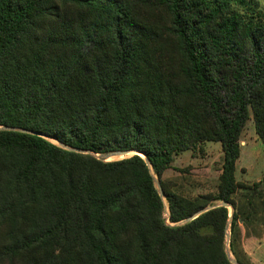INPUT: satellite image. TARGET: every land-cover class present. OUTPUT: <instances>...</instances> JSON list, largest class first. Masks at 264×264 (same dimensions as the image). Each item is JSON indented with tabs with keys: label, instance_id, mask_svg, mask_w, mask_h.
Returning <instances> with one entry per match:
<instances>
[{
	"label": "trees",
	"instance_id": "16d2710c",
	"mask_svg": "<svg viewBox=\"0 0 264 264\" xmlns=\"http://www.w3.org/2000/svg\"><path fill=\"white\" fill-rule=\"evenodd\" d=\"M244 4L0 0V126L87 151L0 128V264H232L226 207L177 223L226 201L233 231L250 118L264 143V15ZM208 141L215 192L175 190L163 173ZM118 149L146 155L171 224L141 156H98Z\"/></svg>",
	"mask_w": 264,
	"mask_h": 264
},
{
	"label": "rangeland",
	"instance_id": "374dc122",
	"mask_svg": "<svg viewBox=\"0 0 264 264\" xmlns=\"http://www.w3.org/2000/svg\"><path fill=\"white\" fill-rule=\"evenodd\" d=\"M246 5L250 6L249 12L253 11L254 16L264 15V0H245L244 5L236 7L238 10L243 8L247 14V9H244ZM50 140L57 144L55 140ZM221 162L220 143L208 141L193 152L187 150L176 155L172 167L163 173L162 178L172 184L175 190L187 196L215 192ZM234 176L238 183L246 187H238L233 195L239 219L233 231L231 230L232 219L227 221L226 233L229 235V243H226L225 237V252L236 261L239 259L246 264H264V250L258 251L256 255L259 262L252 263L241 244L248 235V231L252 230L256 235L264 231V143L258 138L251 118L246 122L240 137V152ZM257 182L258 184H255ZM163 203L164 218L171 224L168 221V203L164 197ZM219 203L220 201H214L211 205ZM227 209L228 215H231L232 210ZM230 243L233 246H230Z\"/></svg>",
	"mask_w": 264,
	"mask_h": 264
},
{
	"label": "water",
	"instance_id": "95a60500",
	"mask_svg": "<svg viewBox=\"0 0 264 264\" xmlns=\"http://www.w3.org/2000/svg\"><path fill=\"white\" fill-rule=\"evenodd\" d=\"M0 128L2 129H7V130H20V131H23V132H30V133H33V134H37L39 136H43L45 137L46 139H53L49 136H45V135H42L40 133H37V132H33V131H29L27 129H18L16 127H12V126H0ZM55 140V139H53ZM57 142V144L65 149H69V150H73V151H76V152H81V153H86L87 151L86 150H82V149H77V148H71V147H68L60 142H58L57 140H55ZM129 154H131L130 156H132L133 154H137L139 156H141L145 162L147 163L151 173L153 174V180H154V185L159 193V195L161 197H164V192H163V189L160 185V183L158 182V180L156 179V176L155 174L153 173V170H152V167H151V164L149 162V160L147 159L146 155L140 151H137V150H133V149H118V150H114V151H111L109 153H106L104 155H100L101 158L105 159V160H108L106 158L108 157H113L115 159H112V160H117V159H121V158H126V157H129ZM215 206H223V207H226V208H230L232 210V214H233V207L231 204H229L228 202L226 201H221L218 205H210V206H206L202 209H199L197 210L196 212H194L193 214H191L190 216H188L187 218L179 221L177 224H181V223H185V222H188L192 219H194L195 217H197L199 214L203 213L204 211L208 210V209H211ZM168 214H169V210H168ZM232 214L231 215H228V220L230 221L232 219ZM225 237H226V243L228 244L229 243V235L226 233L225 234ZM227 254V257L229 259V261L232 263V264H239L235 259H232L229 254L226 252Z\"/></svg>",
	"mask_w": 264,
	"mask_h": 264
},
{
	"label": "crops",
	"instance_id": "0c3cea01",
	"mask_svg": "<svg viewBox=\"0 0 264 264\" xmlns=\"http://www.w3.org/2000/svg\"><path fill=\"white\" fill-rule=\"evenodd\" d=\"M241 244L242 247L244 248L243 250H245V252L247 253L248 258L250 257V262L252 263L259 262L258 259L256 258L257 257L256 255L258 251L264 250V231H261L258 235L253 234L252 230L248 231V235L244 240H242Z\"/></svg>",
	"mask_w": 264,
	"mask_h": 264
}]
</instances>
